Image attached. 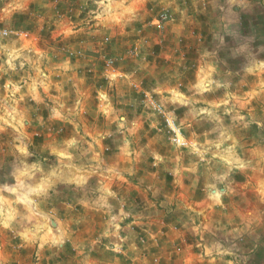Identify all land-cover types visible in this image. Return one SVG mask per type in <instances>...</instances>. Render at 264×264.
<instances>
[{"label": "rangeland", "instance_id": "1", "mask_svg": "<svg viewBox=\"0 0 264 264\" xmlns=\"http://www.w3.org/2000/svg\"><path fill=\"white\" fill-rule=\"evenodd\" d=\"M144 26L156 33L129 32ZM116 41H135L148 63L166 42L155 82L107 58ZM66 57L95 65L76 79ZM125 76L131 95L147 86L130 107ZM79 87L92 97L78 99ZM82 118L92 127L78 141ZM138 164L163 183L138 179ZM210 166L226 190L214 195L237 199L227 228L201 234L197 223L194 235L185 214L184 236L145 242L147 220L170 219L175 189L201 185ZM99 204L106 236L95 214L85 220ZM0 264H264V0H0Z\"/></svg>", "mask_w": 264, "mask_h": 264}, {"label": "crops", "instance_id": "2", "mask_svg": "<svg viewBox=\"0 0 264 264\" xmlns=\"http://www.w3.org/2000/svg\"><path fill=\"white\" fill-rule=\"evenodd\" d=\"M174 29L176 28V26L173 27ZM133 29V28H132ZM129 32H141V33H146L144 35V37H148L152 34H155L156 31L151 29V28H147L146 26L144 27H141V28H138L136 30H129ZM127 33V32H126ZM168 34H166V37H167ZM164 41V40H163ZM169 41V40H168ZM171 41V40H170ZM120 42H114V45L111 46V47H108L106 49H109V52L107 53V58L109 57H112L113 60L117 63H122L123 61L122 60H129V65L131 66V71H134V72H137L139 73H142V74H145L147 77H146V80H148L149 82L153 81L155 82L156 80V74H154L153 72L159 74L160 70H159V64L160 62L158 63V66H156L155 64V61L159 58H162L164 56H160L163 54L162 50L166 51L167 52V44L166 42H164V45L163 46H160V47H156V48H152L154 49L155 51H150L151 53V57H149L148 59L150 60L149 63L145 61V58L143 56H141V47L139 46L142 45V43H145V42H142V39H140L139 41V44H137L135 41L133 43H129V42H123L121 44L125 45L124 48H120V45H118ZM156 44V43H155ZM161 44V42H159V45ZM87 45L92 49L95 48V46L92 45V43L88 44ZM121 45V46H123ZM129 45V48H127ZM146 45V46H145ZM147 45L149 46L150 48V42L148 41L147 43L144 44V48H147ZM81 46L77 47L78 49L80 48ZM135 47L138 48L137 52H132V49H134ZM77 48H75V51L76 52H80V53H83L81 51V48L79 50H77ZM88 48V49H89ZM120 49V51H119ZM121 49H126V50H121ZM98 49H94V51L92 50V52H96V53H99L97 51ZM80 59V62H75V64L72 66V65H68V62L67 61V57L64 58V65L63 66V70L64 69H67V71L69 72V75L67 76H70V75H73L75 76V78L78 76L77 74H83L85 73V68L88 66V67H93V65H95V62H94V57H87V58H79ZM66 60V61H65ZM119 61V62H118ZM113 62V61H112ZM169 62V61H168ZM66 63V64H65ZM147 64H151L152 67L154 68L152 70V73L154 74H151V72L149 71V65ZM136 68V69H135ZM157 71V72H156ZM127 73V72H125ZM124 73V74H125ZM129 73V72H128ZM127 73V75H128ZM161 73V72H160ZM66 75V73H65ZM84 76V75H82ZM77 79V78H76ZM83 79H78V81H82ZM77 81V82H78ZM120 82H123V80H118V83L120 84ZM124 82H128L127 84H125L124 88L120 89L121 91L124 90L121 94H119V92L116 91V96L115 98H118L120 95L122 96V100H121V104H124L125 107H130L133 105V100H136L138 99V95L139 93H144V89H146V87H144L143 85H140L139 84V89L138 92L136 93L137 95H131V92H129V85H133L132 84V80H130L129 77L125 76V80ZM152 86H155L152 84ZM156 87V86H155ZM162 88V87H161ZM86 88L84 87H79L75 93H77V96L78 99H82L83 101H87V99H89L91 96V92L90 94L84 92ZM118 89V86L116 85V90ZM160 88H156V90H159ZM160 91V90H159ZM124 92H127L126 94ZM119 94V96H118ZM118 104V102H117ZM113 109V108H112ZM114 110L116 111V113L120 112L122 109L120 108H114ZM130 111H133V109H127L125 108L123 112H130ZM83 120H79L75 125L77 128H79L81 134L79 133V135L77 136L78 138V141H81V140H84L86 139V137L89 135L86 130L88 129H91V124L92 122H89L87 120H85V118H82ZM45 119H43L44 121ZM48 119H46L45 121L47 122ZM145 121V120H144ZM145 123L148 125V122L145 121ZM134 126V123L130 124V126L128 127V130L130 131L131 127ZM146 129V128H145ZM129 133H132L129 132ZM92 134V133H91ZM90 134V135H91ZM134 135V134H133ZM134 137L136 136H126V138L130 141L131 139H134ZM140 139V138H138ZM142 139V138H141ZM155 139V138H154ZM146 143H143L141 146H140V156L141 157V153L144 151V154L146 153ZM144 147V148H143ZM139 161H142L141 158ZM123 168L122 170L119 172H115L117 173V176L116 177H122L125 179L126 176H129L131 175V172H130V164L127 163V158H123ZM213 162V160L209 161ZM210 164V165H211ZM222 166H224V168L226 167L224 163H221ZM211 166L208 168V173H207V178H205V176L203 177H200L203 181L201 183V185H198V181H199V176H196L194 177V184L195 186H193V188H189V186H187L188 183L186 184H182V185H179L175 190L177 192V201H175L174 205H173V212H172V215H171V218L168 219V213H165L163 212L162 210L158 211V212H155V215L153 214L152 217H150L149 220H147V222L145 224L147 225H151L154 227V230L155 231H151V232H145L144 233V241L145 242H156V241H159L160 239H163V240H166V239H169L170 237H172L173 235H176V237L178 238L179 236H184L186 234V226L189 225V223H187L185 221V219L183 217H185V214L188 215V218L189 220L192 222V233L194 235H197V233L194 232V230H196V228H199V227H196L194 224L197 225V223L200 225V226H203L201 229L203 230V232H201V234H205L206 230L211 228L212 224L213 225H216V227L219 229V230H225V228H227V208H228V205L229 206H235V204L237 203V199L234 198L233 200L231 201H225L224 199H218L214 194V189L215 188H218V190H224V193L226 192L224 186L221 184V179L223 180V177L221 176V173L220 171L216 172L214 169H210ZM146 171L143 169V166L141 165H137V168L136 170L134 171V174L136 175V177L138 179H141V178H145V177H148L149 179L150 178H155L156 177V180L153 181V185H151L153 187V189L155 188V186L159 185L160 182L163 183L164 180L160 181V178H161V175L157 176V171H154V172H151L149 173V175H146ZM184 174V173H183ZM214 176L216 177H219V180H218V183H216V181H214ZM190 179H188L189 181ZM176 182V181H175ZM214 184V185H213ZM198 185V186H197ZM201 187V188H200ZM166 188L168 189L167 191L170 192V191H173L174 187L169 184L166 186ZM174 190V191H175ZM174 197V195H173ZM103 206V204H99V210L95 209L94 211L92 212H87V217H85V220L88 219L90 217V215H93L95 214L97 216V219H98V223L97 225L95 226L94 223L91 224V228H93V230L95 231L96 235L98 236H106L108 235V228H109V224L107 221H108V217L105 213V211L103 210V208L101 207ZM254 209V214H256V216L254 217V220L256 221V217H257V204H255V208ZM158 213V214H157ZM199 214H201L199 216ZM207 216V218L204 220V217ZM199 217L202 218V221H199ZM176 219V220H175ZM214 223H217V224H214ZM111 225V224H110ZM233 225V223H232ZM162 227H164L163 229H160ZM195 226V227H194ZM97 227V228H96ZM158 239V240H157ZM153 243H148L149 246H151ZM198 246V245H197ZM154 248L156 249L157 247L154 245ZM200 248V247H199ZM198 248V249H199ZM206 248V247H204ZM200 250V249H199Z\"/></svg>", "mask_w": 264, "mask_h": 264}, {"label": "built area", "instance_id": "3", "mask_svg": "<svg viewBox=\"0 0 264 264\" xmlns=\"http://www.w3.org/2000/svg\"><path fill=\"white\" fill-rule=\"evenodd\" d=\"M159 27V26H158ZM173 130V132L175 133V142L177 143V144H179V145H184L182 142H181V140H180V138L178 137V136H180V130H178L176 127H174V129H172Z\"/></svg>", "mask_w": 264, "mask_h": 264}]
</instances>
